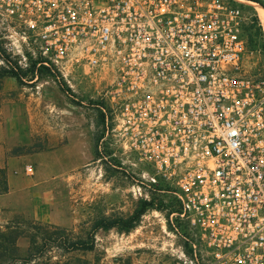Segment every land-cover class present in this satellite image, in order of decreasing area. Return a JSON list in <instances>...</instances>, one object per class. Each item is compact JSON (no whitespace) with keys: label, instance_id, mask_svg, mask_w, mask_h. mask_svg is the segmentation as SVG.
I'll use <instances>...</instances> for the list:
<instances>
[{"label":"built area","instance_id":"2783aa9c","mask_svg":"<svg viewBox=\"0 0 264 264\" xmlns=\"http://www.w3.org/2000/svg\"><path fill=\"white\" fill-rule=\"evenodd\" d=\"M243 0H6V32L53 62L113 65L119 134L175 188L188 253L264 264V76Z\"/></svg>","mask_w":264,"mask_h":264},{"label":"rangeland","instance_id":"374dc122","mask_svg":"<svg viewBox=\"0 0 264 264\" xmlns=\"http://www.w3.org/2000/svg\"><path fill=\"white\" fill-rule=\"evenodd\" d=\"M241 3L250 16L244 68L264 76V0ZM26 35L6 32V0H0V55L23 69L40 56L53 61L44 42ZM53 63L69 92L51 77L20 84L0 73V169L7 188L0 193V264L205 263L185 250L178 171L158 173L159 161L135 157L119 134L114 100L105 96L113 65L91 69L67 58ZM101 102L112 115L104 127L97 123L95 103ZM143 208L128 231L95 228L101 221L127 225ZM44 235L57 243L93 236L95 246L74 252L44 248Z\"/></svg>","mask_w":264,"mask_h":264},{"label":"trees","instance_id":"16d2710c","mask_svg":"<svg viewBox=\"0 0 264 264\" xmlns=\"http://www.w3.org/2000/svg\"><path fill=\"white\" fill-rule=\"evenodd\" d=\"M0 59L3 62V66L1 67L0 73L2 76H11L15 78L20 84H23L25 81H34L39 80L42 77H51L55 81L59 83L61 90L69 92L70 89L59 79L58 69L48 61L47 58L40 56L38 59L32 60L29 64V67L23 69L18 65L17 62H12L10 57L6 56V53L0 55ZM97 105V112L99 114L98 126L102 125L104 127L106 119L112 120L111 110L108 107H105L103 103H95ZM101 134H96L95 136V144L98 143L99 139L102 138ZM6 179L2 169H0V193L6 192ZM145 209H141V211H137L136 214L125 221L127 225L124 223H120L121 221H101L95 225V228L101 229H109L113 227L121 228V226H125V230H130L133 228L134 224L139 221L141 215ZM182 227V226H181ZM42 241L44 244V248H53L57 247L64 252H74V251H89L92 250L95 246V239L93 236L85 239H69L67 237L63 238V241L60 243L58 239L53 238L51 235L42 237ZM5 256V252L0 247V259H3ZM32 256H29L25 262L28 263L31 261Z\"/></svg>","mask_w":264,"mask_h":264},{"label":"bare ground","instance_id":"6f19581e","mask_svg":"<svg viewBox=\"0 0 264 264\" xmlns=\"http://www.w3.org/2000/svg\"><path fill=\"white\" fill-rule=\"evenodd\" d=\"M263 11V10H262ZM264 18V17H263Z\"/></svg>","mask_w":264,"mask_h":264}]
</instances>
